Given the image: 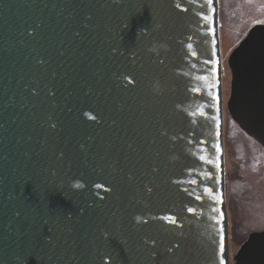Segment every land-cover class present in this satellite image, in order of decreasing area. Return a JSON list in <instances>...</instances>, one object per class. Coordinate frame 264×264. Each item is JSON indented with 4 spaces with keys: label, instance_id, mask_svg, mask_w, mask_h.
Masks as SVG:
<instances>
[{
    "label": "water",
    "instance_id": "water-1",
    "mask_svg": "<svg viewBox=\"0 0 264 264\" xmlns=\"http://www.w3.org/2000/svg\"><path fill=\"white\" fill-rule=\"evenodd\" d=\"M216 8L0 0V264H227Z\"/></svg>",
    "mask_w": 264,
    "mask_h": 264
},
{
    "label": "rangeland",
    "instance_id": "rangeland-1",
    "mask_svg": "<svg viewBox=\"0 0 264 264\" xmlns=\"http://www.w3.org/2000/svg\"><path fill=\"white\" fill-rule=\"evenodd\" d=\"M216 6L227 263L237 264L244 242L264 232V148L239 126L231 103L233 91L236 90V54L252 29L257 26L264 28V0H217Z\"/></svg>",
    "mask_w": 264,
    "mask_h": 264
},
{
    "label": "flooded vegetation",
    "instance_id": "flooded-vegetation-1",
    "mask_svg": "<svg viewBox=\"0 0 264 264\" xmlns=\"http://www.w3.org/2000/svg\"><path fill=\"white\" fill-rule=\"evenodd\" d=\"M236 56L232 113L239 126L264 148V28L257 26L252 29ZM259 235L255 238L257 241L246 248L245 244L254 239L244 242L237 264H261L264 259V232Z\"/></svg>",
    "mask_w": 264,
    "mask_h": 264
},
{
    "label": "snow or ice",
    "instance_id": "snow-or-ice-1",
    "mask_svg": "<svg viewBox=\"0 0 264 264\" xmlns=\"http://www.w3.org/2000/svg\"><path fill=\"white\" fill-rule=\"evenodd\" d=\"M207 2H208L209 4H211V3H212V0H207ZM207 18H208L207 16L204 17V19H207ZM187 47H188L189 49H192L193 46H192V44H188ZM192 55H193V56H196V52L193 51V52H192ZM205 62H207V61H205ZM41 63H43V61H41ZM198 79H199V78H198ZM193 91H198V89H193ZM49 94L51 95L52 93L50 92ZM88 112H92V111H88ZM87 114H88L87 112H84V113H83V116H85V115H87ZM201 115L203 116L204 113H201ZM88 119H89V121H92V122H96V123H99V122H100V121H99V117H98L97 115L89 116ZM51 127H52V128H55V127H56V124H55V123L51 124ZM201 143H202V141H201ZM201 159H203V157H201ZM208 163H212V161L209 160ZM157 171H158L157 168H155V167L152 168V172H153V173H156ZM128 179L131 180V179H132V176L129 175ZM192 183H196V181L194 180V181H192ZM99 186H100V185L97 184V187H99ZM153 190H154V189H153V186H150L148 183H146V184L144 185V191H145L146 194L151 195L152 192H153ZM196 199L199 200V199H201V197H200V196H196ZM188 211H189V212H192L193 209H192V208H189ZM213 211H215V209H213ZM140 219H141L140 217H136L137 222H139ZM161 219H163V220H167V221H170L171 223H175V221L172 220V218H170V217H168V216H164V217H162ZM145 223H147V221H145ZM103 235H104V238H105V239H106V238H109V239H110V234H108V233L105 232ZM143 242H144V244H145L146 246H148V240H147V239H145ZM152 243L155 244L156 242L153 241ZM149 248L153 249V250H151V251L149 252V258L152 259V258H153V255H155V258H156V264H159V262L161 261V259H160L161 254H160V252L157 251L156 247H149ZM170 250H171V245H169V248H168V251H170ZM106 255H110V253L106 251V252L104 253V257H105Z\"/></svg>",
    "mask_w": 264,
    "mask_h": 264
},
{
    "label": "clouds",
    "instance_id": "clouds-1",
    "mask_svg": "<svg viewBox=\"0 0 264 264\" xmlns=\"http://www.w3.org/2000/svg\"><path fill=\"white\" fill-rule=\"evenodd\" d=\"M74 187L80 189V188H83L84 185H83V183L77 181V182L74 184Z\"/></svg>",
    "mask_w": 264,
    "mask_h": 264
},
{
    "label": "bare ground",
    "instance_id": "bare-ground-1",
    "mask_svg": "<svg viewBox=\"0 0 264 264\" xmlns=\"http://www.w3.org/2000/svg\"><path fill=\"white\" fill-rule=\"evenodd\" d=\"M216 5H217V0H216ZM218 26V25H217ZM226 223H227V220L225 219ZM228 240V238H227ZM227 253H228V248H227ZM227 258H228V254H227ZM228 264V263H227Z\"/></svg>",
    "mask_w": 264,
    "mask_h": 264
}]
</instances>
